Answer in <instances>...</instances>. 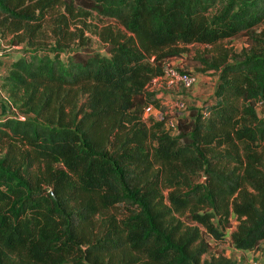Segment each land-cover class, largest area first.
<instances>
[{"label": "trees", "instance_id": "trees-1", "mask_svg": "<svg viewBox=\"0 0 264 264\" xmlns=\"http://www.w3.org/2000/svg\"><path fill=\"white\" fill-rule=\"evenodd\" d=\"M80 11L118 33L69 50ZM0 37L27 47L1 88L32 115L0 117V264H199L231 216L233 249L264 245V0H0ZM196 46L212 98L164 115L151 82Z\"/></svg>", "mask_w": 264, "mask_h": 264}, {"label": "rangeland", "instance_id": "rangeland-1", "mask_svg": "<svg viewBox=\"0 0 264 264\" xmlns=\"http://www.w3.org/2000/svg\"><path fill=\"white\" fill-rule=\"evenodd\" d=\"M105 28H110L112 32L117 33L119 30L118 25H116L114 22L102 19L93 12L80 11L76 14V17L74 19L69 20L68 34H70V36L73 38V41L68 45V49L74 50L75 48H77V45L83 44L90 47L91 49L100 50L102 44L100 43L98 35ZM52 30V25L49 22L45 23V25L43 26L42 34L38 38V42L43 45L45 51L50 50V48L54 46V37L52 34ZM10 38L11 37L5 39L0 37V52L2 53L7 50L9 52H13L14 55H17L20 52V55H26L23 54L26 52L25 48H27L25 44H20L18 46H15L14 48H9L8 42ZM243 42V38H235L224 41L221 45L238 53L240 49L243 48ZM205 50L210 49H206L203 46L188 47V52H185L182 58L170 59L169 61H167L168 63L181 67L184 71L188 72L195 78V84L188 91H174L172 89L166 88L164 85L154 83L153 88H151L156 94L154 98H158L160 108L166 111L167 114H172L173 111H175L176 114H182V112H186L188 109H198L210 102L213 94L212 85L216 83L215 73L211 71H202L201 65H199L194 60L196 58V52L202 53ZM3 58L4 57L1 56L0 62ZM61 59L62 61H64L65 55H62ZM1 84L2 83L0 82V85ZM192 91L194 92V97L188 95ZM0 92L3 93V90H0ZM180 96L187 99L183 111H177L174 107V104L177 100L176 97ZM256 114L260 119L264 121V111L262 108H256ZM22 115L25 118H32V115L29 114ZM199 182L204 183V178H200ZM176 217L181 221L183 220L182 217H178L177 215ZM212 222L215 224V220H212ZM229 222L230 227L222 231L224 242L220 243V246H217V243L212 238L208 236H202L204 242L207 244V252L200 256L199 264H208L212 257H217L224 254L228 256L229 261L231 260V264H249L250 262L254 261L260 263L255 254L260 253L264 257L263 244H260L257 250L253 251L235 250L228 244L229 234L232 232L235 225L234 216L230 217Z\"/></svg>", "mask_w": 264, "mask_h": 264}, {"label": "built area", "instance_id": "built-area-1", "mask_svg": "<svg viewBox=\"0 0 264 264\" xmlns=\"http://www.w3.org/2000/svg\"><path fill=\"white\" fill-rule=\"evenodd\" d=\"M0 58H1V52H0ZM154 83H159L161 85H164L166 88L172 89L174 91L180 90V91H188L192 88V86L195 84V78L190 75L188 72L184 71L181 67L177 65H173L171 63L166 62L163 69V75L160 78L154 79L151 82V86L153 88ZM1 90V88H0ZM176 102L174 104L175 109L178 110H184V106L186 105V98H183L182 96L176 97ZM5 105H6V111L4 115H10L15 116L19 118L20 120L25 119V117L22 114H19L16 107L10 102V100L6 97L5 99ZM256 108H262L264 111V98L262 99L261 103L256 105ZM176 113L175 111L172 112V114ZM164 115L167 114L166 111L163 113ZM162 116V113H160L158 110L148 106L144 108L143 110V118L152 117L154 120L160 119ZM175 124V120H169L167 125L170 128H173ZM249 264H260L258 262H250Z\"/></svg>", "mask_w": 264, "mask_h": 264}, {"label": "crops", "instance_id": "crops-1", "mask_svg": "<svg viewBox=\"0 0 264 264\" xmlns=\"http://www.w3.org/2000/svg\"><path fill=\"white\" fill-rule=\"evenodd\" d=\"M20 56V53H18L17 55H13V57H4L2 59V61L0 62V82L2 83V80L7 76L8 71H9V67L11 65V63ZM214 85L215 83L212 85V92L214 89ZM1 87V85H0ZM2 90V89H1ZM194 91V90H193ZM191 92L190 95L191 97H194V92ZM7 96H5L3 93L0 92V117L3 116L5 114V109H6V105H5V99ZM229 244V241H228ZM217 246H220L221 244H216ZM248 253V252H247ZM226 259H229L228 256L224 255H220ZM256 258L258 259V261L261 264H264V257L260 254V253H256L255 254ZM231 262V260H230Z\"/></svg>", "mask_w": 264, "mask_h": 264}, {"label": "water", "instance_id": "water-1", "mask_svg": "<svg viewBox=\"0 0 264 264\" xmlns=\"http://www.w3.org/2000/svg\"><path fill=\"white\" fill-rule=\"evenodd\" d=\"M49 194H50L51 196H53V193H52V192H50Z\"/></svg>", "mask_w": 264, "mask_h": 264}]
</instances>
